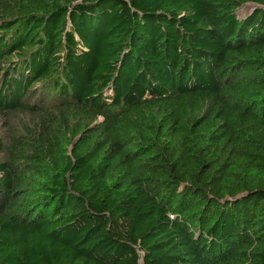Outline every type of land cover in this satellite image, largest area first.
<instances>
[{"label":"trees","instance_id":"obj_1","mask_svg":"<svg viewBox=\"0 0 264 264\" xmlns=\"http://www.w3.org/2000/svg\"><path fill=\"white\" fill-rule=\"evenodd\" d=\"M0 115V264H264V0H0Z\"/></svg>","mask_w":264,"mask_h":264},{"label":"rangeland","instance_id":"obj_2","mask_svg":"<svg viewBox=\"0 0 264 264\" xmlns=\"http://www.w3.org/2000/svg\"><path fill=\"white\" fill-rule=\"evenodd\" d=\"M254 5L251 3H247L238 9L237 14L239 17L246 16L249 12L253 10ZM16 60V58H13ZM55 99V96H54ZM19 117L17 115L12 116L11 121H8L7 116L0 115V136L6 137L8 133V129L12 124H17Z\"/></svg>","mask_w":264,"mask_h":264}]
</instances>
